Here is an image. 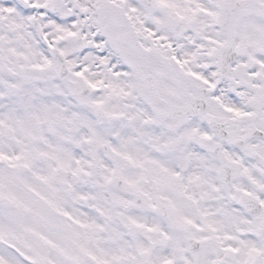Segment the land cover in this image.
I'll list each match as a JSON object with an SVG mask.
<instances>
[{
    "label": "snow or ice",
    "instance_id": "snow-or-ice-1",
    "mask_svg": "<svg viewBox=\"0 0 264 264\" xmlns=\"http://www.w3.org/2000/svg\"><path fill=\"white\" fill-rule=\"evenodd\" d=\"M0 264H264V0H0Z\"/></svg>",
    "mask_w": 264,
    "mask_h": 264
}]
</instances>
